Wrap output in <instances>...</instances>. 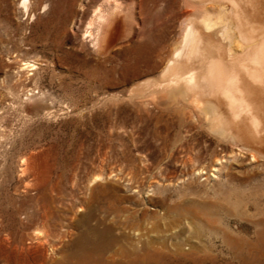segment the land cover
Listing matches in <instances>:
<instances>
[{
  "label": "rangeland",
  "instance_id": "1",
  "mask_svg": "<svg viewBox=\"0 0 264 264\" xmlns=\"http://www.w3.org/2000/svg\"><path fill=\"white\" fill-rule=\"evenodd\" d=\"M79 4L0 3V264L66 263L80 231L98 225L86 217L89 205L97 217L127 222L94 264H264V162L222 154L212 175L191 172L188 155L212 162L204 145L221 148L206 123L187 135L192 152L177 147L173 156L155 133L172 108L157 107L158 88L146 83L164 60L146 58L144 45L166 19L171 49L180 22L167 16L187 6ZM98 4L127 14L125 38L103 53L88 40ZM181 217L195 226L174 228ZM137 225H148L150 239L136 251Z\"/></svg>",
  "mask_w": 264,
  "mask_h": 264
},
{
  "label": "bare ground",
  "instance_id": "2",
  "mask_svg": "<svg viewBox=\"0 0 264 264\" xmlns=\"http://www.w3.org/2000/svg\"><path fill=\"white\" fill-rule=\"evenodd\" d=\"M183 2L187 6L185 10L181 9L178 14L167 16V20L173 17L180 22L179 35L171 42V49L167 51L165 48L168 26H171L166 19L162 20L154 40L144 45L146 58L164 60L157 78H151L146 83L148 87L152 85L158 88L157 107L172 108L162 125L156 127V136L163 142L168 155L173 156L177 147L192 152L195 145L187 140L188 133L192 134L193 127L202 125L203 121L206 123L209 131L219 139L221 148L218 151L204 145L208 147L212 162L200 160L197 157L199 153L196 155L193 151L196 155L194 159L187 156L191 172H203L204 169H207L205 173L215 169L217 171L216 164L221 160L222 154L231 158L240 155L253 162H264V0H182ZM85 5L86 0H80L81 10ZM103 7L98 4L87 22V27L94 34L89 35L88 40L90 38L91 46L94 45L99 53L108 52L118 39L125 38L122 36L126 33L123 31L126 14L123 8ZM139 53L138 50L135 51L137 56ZM149 70H152V66ZM192 132L197 134V131ZM221 142L226 143L227 147ZM175 209L180 210V206L176 205ZM89 210L86 217L89 220L95 219L98 225L91 230L80 231L74 243L75 250L64 264H71L72 259L75 260L72 264H94L99 260L100 263L102 259L96 257L101 256L103 250H109L117 240H121L119 233L123 235L127 229V222L122 219L115 223L110 216L97 217L92 205H89ZM154 215L160 219L166 217V214ZM193 221V218L181 217L175 221L174 228L182 225L183 229H187L195 224ZM147 226L140 225L139 228L137 225L132 229L138 236L132 246L136 251L144 246V240L150 239ZM154 229H160L159 225ZM175 249L180 250L181 246L175 244ZM89 253L95 258L88 259Z\"/></svg>",
  "mask_w": 264,
  "mask_h": 264
}]
</instances>
